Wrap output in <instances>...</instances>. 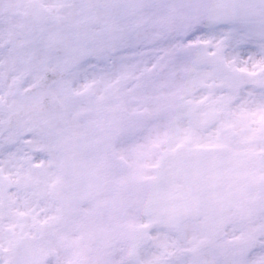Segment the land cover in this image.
I'll use <instances>...</instances> for the list:
<instances>
[{
  "label": "snow or ice",
  "instance_id": "1",
  "mask_svg": "<svg viewBox=\"0 0 264 264\" xmlns=\"http://www.w3.org/2000/svg\"><path fill=\"white\" fill-rule=\"evenodd\" d=\"M0 264H264V0H0Z\"/></svg>",
  "mask_w": 264,
  "mask_h": 264
}]
</instances>
